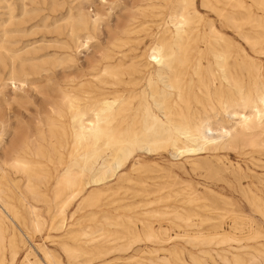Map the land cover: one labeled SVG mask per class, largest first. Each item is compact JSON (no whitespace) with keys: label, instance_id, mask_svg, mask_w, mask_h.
I'll list each match as a JSON object with an SVG mask.
<instances>
[{"label":"bare ground","instance_id":"1","mask_svg":"<svg viewBox=\"0 0 264 264\" xmlns=\"http://www.w3.org/2000/svg\"><path fill=\"white\" fill-rule=\"evenodd\" d=\"M79 1L76 12H69L65 19L67 53L64 61L69 65L64 69L62 86L46 87L41 92L45 114L34 122L20 120L14 126L8 119H0L5 133L9 134L8 140H4L3 131L0 133V179L16 185L11 173L24 178V189L34 203L24 197L20 201L28 209L33 232L44 225L38 213L39 202L54 209L50 229L62 228L66 211L81 198L83 191L90 186L96 187L82 199L87 206H93L103 187L115 179L137 150L149 154L172 151L173 156L186 154L189 158L204 152L234 150L241 156L249 154L257 161V166L264 169V63L259 58L264 56L262 40L239 34L251 53L242 46L231 49L212 22L205 23L197 16L194 0H163L169 13L156 24L154 31L145 34L149 43L137 53L144 39L136 35L137 18L156 0H132L133 7L128 14H116L104 45L98 43L97 48L90 50L97 40L99 23L104 16L101 8L107 0ZM224 1L226 5L232 0ZM252 3L264 8V0H252ZM86 4L94 7L93 18L85 11ZM239 8L240 2L235 0L229 10H218V15L236 34L239 32ZM197 38L201 46L195 45ZM80 54L84 55L82 62L77 59ZM192 59H195L194 65L190 64ZM8 76L13 92L23 87L24 81L13 69ZM37 159H44L51 166V172ZM191 162L197 164L194 159ZM56 164L60 168L54 167ZM207 166L218 174L227 170L237 174L242 169L238 165H226L220 156H215L213 162L207 161ZM124 175L121 173L117 179L126 180ZM50 178L54 182L49 188L52 195L47 199L44 187ZM257 180L260 188L246 198L264 219V177L257 176ZM7 185L0 186V264H4L5 251H8V264H14L19 256L16 239L25 243L30 237L27 228L26 233L22 231L24 239L18 232V221H14L19 217L16 213L10 218V224L4 221L6 210L14 209L5 199ZM198 200L200 198L194 196L186 201L193 204ZM193 215L192 209L173 210L171 224L181 228L178 224L181 222L188 227L192 225ZM55 219L59 221L53 224ZM214 228V232L180 230L170 234L161 225L153 227L145 223L142 231L131 233L125 250L143 238L160 245L148 253L165 250L162 248L164 242L183 239L191 246H222L215 250L222 264L230 263L228 252L233 264H264L263 253L250 252L249 243L242 244L244 240L261 236L256 227L239 235L232 233V229H237L236 222L229 230H216L221 228L216 225ZM104 232L106 237L110 235L106 234L107 230ZM92 234L82 230L74 235L70 228L66 236L76 240L77 245L72 247L63 241L60 248L72 260L82 254L106 255L123 249L108 244L110 240L100 242L103 233ZM80 235L83 238H78ZM198 248L209 259L199 260L191 254L196 264H220L211 256L213 249ZM40 252L44 264H62L47 247H40ZM170 254L175 255L177 251L173 249ZM148 261H140V264H171L164 255ZM21 264H40V260L31 261L26 253ZM176 264L186 263L177 257Z\"/></svg>","mask_w":264,"mask_h":264},{"label":"rangeland","instance_id":"2","mask_svg":"<svg viewBox=\"0 0 264 264\" xmlns=\"http://www.w3.org/2000/svg\"><path fill=\"white\" fill-rule=\"evenodd\" d=\"M131 1L107 0L101 8L104 11V16L99 23L97 40L91 44L90 50L97 48L98 43L104 45L105 36H107L109 27H113L116 14H128L133 7ZM234 1L232 0L229 4L233 5ZM238 1L240 2L238 34L233 31L225 19L218 15L219 9H230L228 3L224 5V0H194V7L197 16L202 17L205 23L212 22L224 35L226 41L230 43L231 49L236 50L242 46L248 53H251L249 45L240 35H245L252 40L260 39L262 40L261 45L264 47V8L253 4L252 0ZM79 3V0H0L1 120L8 119L14 126L20 120L34 122L35 118L45 114L46 106L41 92L46 87L54 89L58 85L62 86L64 69L69 65L64 61L67 53L64 47L65 19L69 12L72 14L76 12L75 8ZM84 9L91 18L94 17L93 6L86 4ZM168 13L169 9L165 2L156 0L150 8L138 16L136 35L140 34L144 39L139 45L137 53H141L149 43V38L145 34L148 31H154L156 24ZM198 40L199 38L195 45L201 46ZM194 52L192 50V53ZM259 58L264 63V56ZM77 59L78 62H82L84 55L80 54ZM190 64L194 65L195 59L190 60ZM203 64L206 65V61H203ZM12 69L15 75L24 81L23 87L15 90L16 92H13L7 79ZM13 94L15 95L13 96ZM4 95L7 97L5 98ZM1 132L4 134L3 139L8 140L9 134L5 133L6 131L0 124ZM203 154L199 153L189 158L186 154L173 156L172 151L160 150L149 154L143 150H137L127 165L119 170L115 179L103 187V191L99 193L100 196H97L98 202L93 206H87L82 199L93 192L96 187L90 186L83 191L81 198L74 201L66 211L62 228L50 229L54 209L39 202L37 204L38 213L43 217L44 225L38 232L32 231L28 209L20 201L21 197H24L26 201L34 203L31 195L24 189V178L11 173V177L16 178L17 186L7 180L0 179V186L8 184L5 187V199L14 205V209L6 210L4 221L6 224H10V218H13V214L16 213L19 217L14 221H18L20 229L18 227L17 229L21 233V237L23 238L22 231L26 233L27 229L30 234L29 242L25 240V243H21L19 239H16L19 256L14 264H21L26 253L31 261L38 259L40 264H44L39 254L41 253L40 247L43 246L50 249L62 264H85L87 262L88 264H140V261L148 263L149 258H156L159 255L168 257L171 264H176L177 257L182 258L186 264H196L190 258L191 254L199 257V260L209 259L208 256L201 253L198 247L208 248L206 250L213 249L214 251H210L211 256L222 264L215 256V250L222 246H191L183 239L164 242L162 248L165 250L148 253L151 249L160 248V245L143 238L132 244L130 249L125 250L126 242L131 240V233L142 231L145 223H150L153 227L161 225L167 228L170 234L180 230H187L190 233L214 232V225L221 226L216 230H229L234 222L237 223V229H232V233L235 235H239L241 232L247 233L249 229L256 227L255 229L261 233V236L255 240H244L242 244L249 243L250 252L257 251L264 255V219L256 213L246 198V196L250 197L257 188H260L261 184L258 182L257 176L264 177V169L259 168L257 161L249 154L241 156L239 151L221 150ZM215 156H220L228 166L230 163L233 166L242 167L240 173L232 174L229 172L230 170H227L223 174H218L210 171L207 161L213 162ZM192 159L197 161V166L192 164ZM37 160L43 163V166L46 165V169L51 172V166L44 159ZM57 166L56 164L54 167ZM58 168L60 167L58 166ZM121 173L125 174L126 180L119 181L117 179ZM53 180L50 178L44 187L47 199L52 195L49 188L54 182ZM194 196L199 197L200 200L188 204L186 200ZM203 204L208 207H204ZM184 209L194 210L195 215L191 217L192 225L187 227L184 223L179 222L181 228H176L171 224V221L174 220L173 210L180 212ZM151 212L152 214H150ZM162 212L168 213L163 214ZM160 214L162 215L160 216ZM58 221L59 219H55L53 224ZM70 228L74 230V235L82 230H87L93 233L92 236L104 234V230H107L106 234L110 235L108 237L105 234L102 235L100 242L110 240L108 244H114V246H120L123 249L106 255L87 253L80 255L76 260L69 259L60 246L63 241L72 247L77 245L76 240L66 236V231ZM78 238L81 239L83 236L80 235ZM28 244L29 246H27ZM232 245L236 246V244ZM173 249L177 251V254H170ZM131 255H134L132 259L129 258ZM4 257V264H8V251H5ZM227 257L230 260L229 264H233L231 253L228 252Z\"/></svg>","mask_w":264,"mask_h":264}]
</instances>
